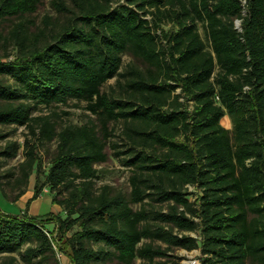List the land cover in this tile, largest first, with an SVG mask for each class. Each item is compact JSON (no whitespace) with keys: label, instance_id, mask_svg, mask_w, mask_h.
<instances>
[{"label":"trees","instance_id":"trees-1","mask_svg":"<svg viewBox=\"0 0 264 264\" xmlns=\"http://www.w3.org/2000/svg\"><path fill=\"white\" fill-rule=\"evenodd\" d=\"M49 2L56 15L36 25L27 17L43 0H0V22H12L0 37L16 50L0 59V127L30 136L22 161L0 172V190L15 202L34 173L33 197L47 188L65 217L48 232L26 213L0 214V255L26 264H60L58 253L71 264H176L155 260L175 248L199 249L200 264H264V0ZM113 78L117 96L103 90ZM69 101L84 103L92 119L56 130L47 115H32ZM225 115L232 130L220 124ZM117 122L123 149L111 155ZM15 155V144L0 152ZM110 156L130 170L128 193L94 187L96 166ZM155 204L165 208H145Z\"/></svg>","mask_w":264,"mask_h":264},{"label":"rangeland","instance_id":"rangeland-1","mask_svg":"<svg viewBox=\"0 0 264 264\" xmlns=\"http://www.w3.org/2000/svg\"><path fill=\"white\" fill-rule=\"evenodd\" d=\"M124 0H113L112 7L117 6L118 4L123 3ZM55 16L54 10L50 6L49 0H43L41 6L37 9L36 12L29 15L27 18L31 19L36 23V25L40 24L43 16ZM17 21V20H15ZM12 22L4 21L0 22V35H5L6 32L11 28ZM171 27L170 23H163L160 25V28L164 31L168 30ZM197 30L204 42L205 48L209 49V44L206 39L204 26L201 23L197 24ZM159 34V31H157ZM16 50L12 45V42H5L3 37H0V59L1 60H12L15 55ZM5 55L8 57L5 59ZM129 59L127 56L122 57V65L120 71L123 72ZM113 87V89L111 88ZM103 90L106 92H111L114 96L118 95V88L115 86V79H110L103 87ZM191 107V102H189V108ZM32 115H47L51 121L55 123L56 130H60L61 128L69 125H81L87 121H89L91 116L85 110L84 103H76L74 101H69L67 105H52L50 107H44L42 105L36 106L34 110H32ZM220 124L228 130H232V124L227 115H225L221 120ZM112 130V135L109 138L110 143H115L118 145V148L113 149L111 144L109 145V151L112 153L117 150H122L123 144L122 138V122L111 123L109 126ZM0 134H7V136L3 139H0V152L3 151L7 146L11 144H15L16 155L13 158H6L5 156H0V172H5L8 169H12L15 167L20 161L23 159V143L26 137L30 138L27 135V131L22 127H0ZM50 151L54 148V144L48 145ZM44 145L38 146V156L42 159V170L46 172L48 167V162L46 158V154H44ZM120 158H116L115 156H110L108 162L103 163L99 166H96L98 170L96 178L93 180L94 187L97 189L101 185L107 184L112 185L118 191L122 193H128L130 191V186L128 182V178L130 176L129 168L125 167L122 164ZM34 173L29 177L28 186L25 193L15 202H10L4 198L1 190H0V214L10 216V217H21L22 214L26 213L27 217H33L36 222H39L48 232L53 230L56 225L57 217L64 218L65 214L60 205L53 202L52 193L48 191L47 188H44L40 195L36 198L33 197V189H34ZM42 177V176H40ZM42 179V178H41ZM188 191L194 193V189L192 187L188 188ZM192 200L194 196H191ZM134 209H140L141 206L133 205ZM147 209H156L161 210L165 208V205H146ZM174 233H177L176 230ZM184 235H190L195 237L197 234L194 232H184ZM141 243H151L155 247H160L161 249H166V245L159 240H148L143 239ZM7 258H10V262L12 264H26L22 259L21 255L13 254V255H0V264H2ZM57 258L60 261V264H71L67 255L58 253ZM157 261H167L174 262L176 264H200L201 263V253L199 249L186 251L184 249H170L166 251V256L156 258ZM8 261V260H7ZM134 264H140V260L137 258L134 261Z\"/></svg>","mask_w":264,"mask_h":264},{"label":"built area","instance_id":"built-area-1","mask_svg":"<svg viewBox=\"0 0 264 264\" xmlns=\"http://www.w3.org/2000/svg\"><path fill=\"white\" fill-rule=\"evenodd\" d=\"M243 3H244V1H243ZM234 25H235V28L239 30V21L238 20H235ZM215 100L218 101V96L217 95H215Z\"/></svg>","mask_w":264,"mask_h":264},{"label":"crops","instance_id":"crops-1","mask_svg":"<svg viewBox=\"0 0 264 264\" xmlns=\"http://www.w3.org/2000/svg\"><path fill=\"white\" fill-rule=\"evenodd\" d=\"M223 118V117H222Z\"/></svg>","mask_w":264,"mask_h":264}]
</instances>
